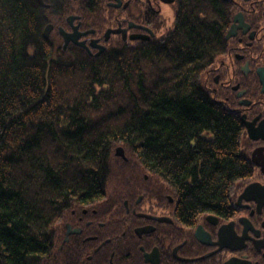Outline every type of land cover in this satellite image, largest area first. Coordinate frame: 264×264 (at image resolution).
<instances>
[{
    "label": "trees",
    "instance_id": "1",
    "mask_svg": "<svg viewBox=\"0 0 264 264\" xmlns=\"http://www.w3.org/2000/svg\"><path fill=\"white\" fill-rule=\"evenodd\" d=\"M43 6L0 0V264H70L74 237L59 248L73 212L111 207L126 184L161 189L186 219L226 212L254 172L240 113L210 91L227 3L165 43L100 56L45 38Z\"/></svg>",
    "mask_w": 264,
    "mask_h": 264
},
{
    "label": "flooded vegetation",
    "instance_id": "2",
    "mask_svg": "<svg viewBox=\"0 0 264 264\" xmlns=\"http://www.w3.org/2000/svg\"><path fill=\"white\" fill-rule=\"evenodd\" d=\"M40 1L51 14V34L58 32L63 47L66 35L67 49L84 43L91 55L99 48L103 54L111 45L165 43L172 33L195 22L200 9L211 2ZM223 1L231 16L225 36L230 47L211 70L210 91L252 126L250 132L246 129L244 144L251 159L256 155L250 180L226 212L188 219L161 189L147 185L149 193L157 194L147 197V192L135 193L136 185L129 184L132 190L115 198L111 207L101 204L73 212L59 249L68 233L67 244L74 237L67 250L70 264H264V0ZM81 254L87 262L79 259Z\"/></svg>",
    "mask_w": 264,
    "mask_h": 264
},
{
    "label": "water",
    "instance_id": "3",
    "mask_svg": "<svg viewBox=\"0 0 264 264\" xmlns=\"http://www.w3.org/2000/svg\"><path fill=\"white\" fill-rule=\"evenodd\" d=\"M51 30H52V26H48L46 28V30L44 31V37L45 38L48 39ZM229 37H231V35ZM64 38H65V46H64V48H67V44H68L69 41H68V38L66 37V35H64ZM80 46L82 48L87 49V51L90 53V49L87 48L84 43L80 44ZM99 49H100V51L97 53V56L100 55L102 53V51H103V48H99ZM261 83H262V86H263V90L262 91L264 92V73L261 74ZM242 120L245 123V126H246L247 130L250 132L252 126L246 121V116H243ZM115 155L117 157L125 158L124 157L125 153H124L123 148H118L116 150ZM252 161L256 162V155L253 156ZM68 241H69V233L67 234L66 239L64 240V243H67Z\"/></svg>",
    "mask_w": 264,
    "mask_h": 264
},
{
    "label": "rangeland",
    "instance_id": "4",
    "mask_svg": "<svg viewBox=\"0 0 264 264\" xmlns=\"http://www.w3.org/2000/svg\"><path fill=\"white\" fill-rule=\"evenodd\" d=\"M145 178H146V176H145ZM119 185V184H118ZM117 185V186H118ZM129 184H126L125 185V191H130V190H132V188L130 187V186H128ZM140 187V186H139Z\"/></svg>",
    "mask_w": 264,
    "mask_h": 264
},
{
    "label": "bare ground",
    "instance_id": "5",
    "mask_svg": "<svg viewBox=\"0 0 264 264\" xmlns=\"http://www.w3.org/2000/svg\"><path fill=\"white\" fill-rule=\"evenodd\" d=\"M124 157H125V155H124ZM125 158H126V157H125ZM141 191L149 193L148 188H146V187L143 188Z\"/></svg>",
    "mask_w": 264,
    "mask_h": 264
}]
</instances>
